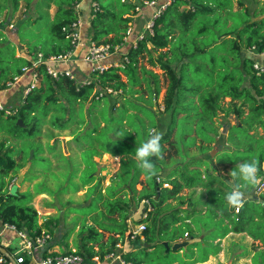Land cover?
<instances>
[{
  "label": "trees",
  "instance_id": "trees-1",
  "mask_svg": "<svg viewBox=\"0 0 264 264\" xmlns=\"http://www.w3.org/2000/svg\"><path fill=\"white\" fill-rule=\"evenodd\" d=\"M25 1L31 3V8L17 18L9 31L17 35L20 45H27L26 53L42 52L47 57L69 50L71 45L62 28L78 19L77 5L81 0ZM93 1L97 2L98 8H91L90 40L112 46L120 44L143 0ZM257 2L259 5L252 9L238 0L240 5L234 9L232 0H175L155 17L152 34H146L137 41L136 47L121 54L122 59L127 57L123 65L109 66L102 73L92 71L91 75L96 79L86 80L78 86L75 80L66 76L53 79L40 64L36 68L40 73L39 86L23 97V101L15 106V113L7 114L0 109V113L13 122L6 128V133L13 137L24 132L41 134L40 128L46 121L64 129L66 123L71 122L68 113L75 108V103L82 105L90 98L95 99L92 92L97 84L121 90L126 98L128 93L140 92L132 87L140 85L137 72L142 74L146 88L140 98L145 105L126 100L141 114L128 113L127 107L122 105L117 115H109L102 107L93 113L90 119L93 126L85 135L72 134L81 151L85 145L77 144L78 138L89 134L96 136V141L86 146L87 152L80 155L86 173L80 176V185L71 189L77 192L84 188L86 198L96 204L90 211L88 208L86 212L82 211L84 216L90 217L91 223L84 220L75 238V251L84 260L91 262L94 256L102 259L115 252L118 243L127 239L136 243V247L127 251L120 249L118 253L131 264H194L207 260L209 254L220 249L218 242H214L217 238L228 232H246L262 245L253 250V264H264V189L256 198L244 196L237 204H230L227 200L236 184L245 194L251 195L260 189L255 186L257 179L261 178L259 184L264 186V71L254 67L255 62L264 63V7ZM8 4L14 12L18 10L20 0H2L0 14L6 11ZM40 4L47 13L51 4L55 6L50 20L52 40L46 49L36 42L35 34L21 31L42 17ZM180 4L185 7L180 9ZM145 7L152 10L146 22L152 17L154 7ZM238 11L239 16L235 14ZM11 23L7 14L0 20V89L5 87V79L14 80L22 74V67L31 63L26 56H16V44L3 32V27ZM30 41L35 44L31 45ZM244 50H251L257 56L247 55ZM140 58H146L151 66H159L166 77L162 111L168 113L170 122L165 130L157 133V118L151 106L159 92V76L139 65ZM119 71L127 76V81L122 79ZM59 91L76 102H68L69 107L65 106L59 102ZM144 94L147 98L142 96ZM52 113L56 115L52 117ZM59 113L65 118L64 122H61ZM179 113L184 116L176 125L178 136L174 138L172 131ZM219 114L224 117L234 114L238 121L221 122ZM18 118L22 119L23 126L16 123ZM222 131L226 132L223 143L227 146L219 151L222 155L216 156L219 163L232 168L228 176L233 178L232 185L227 183L226 177L213 173L212 156L207 153L213 143L224 145L217 142ZM152 133L160 135L162 152L151 157L157 171L149 176L139 167L135 153ZM18 153L8 140L0 141V220L35 239L52 233L53 223L49 219L38 223V213L30 203L32 193L20 192L15 187L8 189L9 182L24 167L22 159L13 158ZM102 153L120 156L119 167L107 185L103 183L105 176L93 175L96 165L93 157ZM59 158L65 159V156L59 154ZM253 161L258 171L255 182L247 183L237 173L241 164ZM138 184L140 188H137ZM196 187L202 190L194 196ZM41 192L36 190L35 193ZM135 199L138 203L146 200L150 205L146 216L132 218L129 210ZM128 220L135 225L144 224L142 240L139 236L130 238ZM203 231L207 233L202 234ZM105 232L108 233L106 238ZM185 234L190 241L185 247L165 251L163 241L172 245ZM48 254L44 248L43 256ZM7 263L5 260L0 264Z\"/></svg>",
  "mask_w": 264,
  "mask_h": 264
},
{
  "label": "rangeland",
  "instance_id": "rangeland-1",
  "mask_svg": "<svg viewBox=\"0 0 264 264\" xmlns=\"http://www.w3.org/2000/svg\"><path fill=\"white\" fill-rule=\"evenodd\" d=\"M110 1V0H105ZM117 0H115L116 3ZM244 1V5L249 6L250 8H256L259 3L257 1H260V4L264 7V0H242ZM2 3V0H0ZM42 2H45V0H42ZM233 8L236 9L240 4L238 3V0H232ZM39 11L42 14V17H39L36 19V21L31 22L28 27L22 28L21 31L29 32L30 35L36 36V42L38 44H41L43 48L49 47V43L52 40L51 32H50V20L51 17L54 16L55 12V6L50 5V8L48 10L49 13H47L46 8L43 4H40ZM185 7L184 5H179V8ZM31 8V3H27L25 0H20V6L18 10L12 12V7L10 4H8V8L5 12H2L0 14V19L4 17L5 14H7V18L10 19V22H13L12 24L15 25L17 22V18L21 16L23 13L28 12ZM145 4L144 2L139 4L138 8V16L136 20H139L140 14H142L145 10ZM239 16L240 11L235 13ZM147 21L144 24V27L139 32L144 31L145 25ZM9 27V26H8ZM5 30L6 27H3ZM138 32V33H139ZM137 33V34H138ZM90 35L88 34L87 37ZM7 37H9V32L7 34ZM1 44V42H0ZM30 44H35L34 41H30ZM17 54L21 52L22 49L27 50V45H19L17 43ZM1 46V45H0ZM124 45H122L118 52L114 53L113 55H116L115 60L121 61L123 54V51H125L126 48H123ZM22 47V48H21ZM122 50V51H121ZM33 52V51H32ZM30 52V53H32ZM26 53V52H25ZM157 52H154L156 54ZM245 54H248L247 50H244ZM26 57L29 56L28 54L25 55ZM32 56V55H31ZM139 65L145 66L146 68L155 71L156 74L159 76V92L156 98L153 100V102H156L154 105V113L157 118V127L156 133L158 130H165L167 125L169 124V115L167 112L162 111L163 110V104L162 99L166 87V77L165 73L159 66H151L147 63L146 58H140L139 59ZM74 68L78 71H82L79 68V65H74ZM26 75V74H25ZM24 75V76H25ZM27 77V76H26ZM25 78V77H23ZM91 76L89 77V79ZM95 78V77H94ZM126 75L122 74V79L126 80ZM15 80L6 79L4 81L5 87L11 88L15 85L13 84ZM30 81V78L27 79L24 83H21L17 85V89H19L21 92H18V90H15L13 94L8 96V99L5 101H2V105L5 109H12L14 108V101L18 100L19 102L23 101V89L26 86L25 83ZM40 83V80H39ZM39 83L37 86H39ZM141 85H139V88L137 86H133L132 88L134 90L144 91L145 89L142 87V81L140 82ZM13 88L7 90L3 93V96L7 93H11ZM98 89V87H97ZM126 95V94H125ZM2 96V93L0 94V97ZM58 96L60 97L59 102H63L65 106L69 107V103L76 102L74 99H72L69 95H67L63 91H59ZM137 94L134 93L133 95L131 93H128L126 98H124V92L122 91H113L111 93L105 94V97L102 99H88L87 101H84V103L81 105L80 103H75V108L71 109L72 112L68 113L71 115V122L66 123L67 127L64 129H59L55 125L51 124L50 122L46 121L41 126V134H35V135H28L27 133H22L18 137L10 136L9 133H6V128L11 127L12 121L7 120L3 114L0 113V141L1 140H8V143L15 147V151L19 152L13 158L17 160H23L24 167L19 170H24L23 178L20 182V184L16 183L17 177L15 178V184L12 188H18L20 192L24 193H32L31 201L30 203L35 207L37 213H38V219H44L45 217L48 218L51 223H53L52 232L55 231H65L68 233V237H73V242L77 236V233L79 229L82 226L83 220L86 221V223H90V217L85 218L84 215L78 214L77 212H82L85 210L90 211L91 208H95L96 204L90 198H86L84 188L82 190H79L77 192H72L71 189L76 188L78 185H80V176L85 175L86 169L82 167L81 163L82 161H78L80 159V155L87 152L86 146L96 141L95 134L94 135H87L84 137V135L90 130L93 126V123L91 122V117L93 113H96L100 108L105 107L107 114H118V107L123 104V102H126L127 99H132L133 101L136 100V102H140L137 100L138 97ZM228 99V98H226ZM67 102H66V101ZM69 102V103H68ZM158 102V103H157ZM117 104H120L117 106ZM81 105V107H80ZM153 106V105H152ZM158 106V107H157ZM80 107V108H79ZM81 109V112L79 111ZM67 114V115H68ZM56 115V113H52L51 116ZM61 116V122H64L65 118L62 117L61 113H59ZM52 116V117H53ZM184 114L179 113L176 116L175 120V126L173 128V137L177 138L178 136V127L176 128V125L178 126L179 122L183 118ZM221 122H225L226 120H229L230 122H236L238 119L234 114H231L229 116H225L222 114H219L218 118ZM82 120V122H81ZM103 125V123H100ZM220 129L224 130L223 127ZM153 129L151 130V132ZM223 133L219 135V138L217 137L218 143H223V139L226 138V132L222 131ZM79 134L83 136L78 138L77 144L85 145V149L81 151L80 148L77 147L75 142L73 141L72 134ZM156 133H152L155 135ZM152 135V136H153ZM111 137H114L112 133H110ZM223 146H216L217 143L212 144V148L207 152L210 156L211 166L215 168L216 173L218 172L219 175L224 176L230 174L232 171L231 168H228L227 165H224L223 163L218 162L217 154L222 155V152L219 153L222 148H225L227 146L226 143H223ZM55 149L56 153L54 152L51 154L50 149ZM32 151V154H31ZM81 151V152H80ZM162 152V149L160 151V154ZM193 152V150H191ZM57 154V155H56ZM59 154L62 156H65V159H60ZM206 155V154H204ZM74 156V157H72ZM216 156V157H215ZM70 158V159H69ZM119 158L120 156H112L109 153H102L100 156H94L93 160L95 162V170L93 175L94 176H105V180L103 183L105 185L109 184L110 182V176L113 172H115L119 167ZM60 162H59V160ZM58 161V162H57ZM81 165V166H80ZM98 169V171H96ZM96 171V172H95ZM19 174V173H18ZM71 177V178H70ZM141 178L143 179L144 176L141 175ZM230 179V178H229ZM233 181V178L230 179ZM260 178L256 180L255 186H257L258 189L255 191L256 194L260 193V190L264 189V186H261L259 184ZM10 181L9 183H11ZM13 184V182H12ZM10 184H8L9 189ZM138 188H140V185H138ZM66 191H63L65 190ZM36 190L42 191L41 193H35ZM185 192V190H183ZM188 192V191H186ZM91 204V206H90ZM141 203H138L135 199L134 202L131 203L130 207V214L137 215V212H139V209L141 207ZM50 217V218H49ZM89 219V220H88ZM187 240V236H184ZM18 239H14V243H18ZM218 242L219 250L215 254H209L207 260L195 264H251V259L249 258L252 254V249L254 248V244L252 240L244 235V234H235V233H228L225 237L220 239ZM173 250V249H172Z\"/></svg>",
  "mask_w": 264,
  "mask_h": 264
},
{
  "label": "built area",
  "instance_id": "built-area-1",
  "mask_svg": "<svg viewBox=\"0 0 264 264\" xmlns=\"http://www.w3.org/2000/svg\"><path fill=\"white\" fill-rule=\"evenodd\" d=\"M175 0H143L144 4L147 6L154 7V13L152 17L147 21L145 25V29L142 32L136 34V37L133 41L134 45H137V41L143 38L146 34H152V25L155 17H157L169 4H171ZM179 1H187V0H179ZM92 8L97 9L98 4L96 1L92 2ZM138 9V8H137ZM64 32H66V36L69 39V43L71 45L70 49L66 52L58 55H50L45 57L42 52H36L32 55L30 64H27L22 67V74L15 77L14 80L21 78L23 75H29L30 81L26 84L23 89V97L26 96L33 88H35L40 80V73L36 69L40 64L44 65L45 71L49 76L53 79H58L61 76H66L72 80L76 81V74L73 71V68L70 66V63L74 61L76 58L75 55L78 54V50L82 49L83 52L80 58L91 64V71L102 73L109 66L112 65H123V62L127 61V57L124 56L122 61H114L109 60L110 56L114 53L118 52L122 45H126L127 42L130 41V35L133 32L132 25H129L126 31L123 33L122 41L120 44L112 46L109 43L104 42H96V41H83L81 37V22L80 18L76 21L69 23L68 25L62 28ZM254 67L259 71H264V63H254ZM85 82V81H83ZM80 83H77L80 86ZM98 87V89H97ZM94 89V95L96 99L102 98L107 93H111L115 91L109 86L100 87L99 85ZM0 109H3L5 113L12 114L15 113L16 108L5 109L3 105L0 103ZM158 180V179H157ZM15 179L12 180L14 182ZM166 186L167 183H164ZM143 204H146V208H150V205L146 200L142 201ZM143 217L146 216V209L143 211ZM5 229H12L17 232L18 236L22 239L25 255H19L16 257V262L19 264H92L89 261L83 259V257L78 254L75 250H72L68 253H54L42 256L38 260H32V249L33 247H39L43 245L46 239L49 237L48 234H43L42 236H38L35 239L30 238L26 232L16 230L14 225L3 224L0 229V235L2 231ZM144 229V224H138L136 228H131L130 238L134 239L136 236H139L142 239L141 232ZM184 236H187L185 234ZM118 247L120 245L118 244ZM117 249L115 252H111L108 254V257L112 258L115 264H131L130 261H127L122 255L118 253ZM5 261V257L0 255V263ZM31 262V263H30Z\"/></svg>",
  "mask_w": 264,
  "mask_h": 264
},
{
  "label": "crops",
  "instance_id": "crops-1",
  "mask_svg": "<svg viewBox=\"0 0 264 264\" xmlns=\"http://www.w3.org/2000/svg\"><path fill=\"white\" fill-rule=\"evenodd\" d=\"M92 2H93V0H81V2L77 5V12H78V15H79V18H80V22H81V37H82V40L83 41H89L90 40V36L89 37H87V35L89 34V35H91L90 34V29H89V19H90V17H91V8H92ZM185 6V5H184ZM184 8V7H183ZM144 12L142 13V14H140V17H141V19L139 18V20H136V18H137V16H138V12L133 16V19H132V27H133V31L134 32H132V34L130 35V41L129 42H127V44L126 45H124L123 46V48H126L125 49V51H123V53H126V51L127 50H129L131 47H136L135 45H134V43H133V41H134V39H135V37H136V34L140 31V30H142L143 29V27H144V24H145V19L149 16V14L151 13V9L150 8H148V7H145L144 8ZM2 19V18H1ZM0 19V20H1ZM9 26V27H8ZM7 27H6V29L5 30H3V32H5L6 33V36H7V34H8V32H9V37H7L8 38V40H10L11 42H13L14 44H16V56H25L27 53H25V52H27V50H24V49H22L21 50V52L19 53V54H17V43H18V38H17V35L16 34H14V33H12V32H10L9 30H10V28L12 27V23L10 24V25H8ZM19 44V43H18ZM20 45V44H19ZM148 46H150V44L148 43ZM22 48V47H21ZM122 51V50H121ZM248 51V54L247 55H252V54H254L255 56H257L256 55V53L254 52H252L251 50H247ZM78 54H76L75 55V59H74V61H72L71 63H70V66L73 68V71H74V73L76 74V83H79V82H81L80 83V85L83 83V81H86V80H94V79H96V78H94L92 75H91V73H92V71H91V64L90 63H88V62H85V61H83L81 58H80V56H81V54H82V52H83V50L82 49H79L78 51ZM29 55V54H28ZM32 56L31 55H29V56H27V58H31ZM115 58H116V55H111L110 56V59L109 60H114V61H116L115 60ZM261 59V61H263L262 60V58H260ZM79 65V68L82 70L81 72L80 71H78V70H76L75 68H74V65ZM139 64V63H138ZM155 72V71H154ZM119 73L121 74V77H122V74H124L122 71H119ZM137 74L139 75V77H140V82L142 81V87L145 89L146 88V82L145 81H143V79H142V74L140 73V72H137ZM27 76V77H26ZM91 76V78L89 79V77ZM144 76V75H143ZM146 76H148V75H146ZM23 77H25V78H23ZM127 77V76H126ZM30 77H29V75H23L21 78H19V79H17V80H15L14 81V87H11V88H13L11 91V93L9 94H5L4 96H3V93L4 92H6L7 90H9V89H11V88H8V89H6L7 87H4V88H2V89H0V94L2 93V96L0 97V103H2V101H5V100H7L8 99V96H10L11 94H13V92L15 91V90H18V92H21L19 89H17L18 87H17V85H19V84H21V83H24L27 79H29ZM9 79V78H8ZM6 80V79H5ZM4 80V81H5ZM124 80V79H123ZM124 81H127V78H126V80H124ZM29 82V81H28ZM28 82H26L25 83V85L28 83ZM17 84V85H16ZM141 85V84H140ZM150 85H154V82L153 81H151L150 82ZM79 86V85H78ZM98 86V84L95 86V88ZM137 86V85H136ZM94 88V89H95ZM137 88H139V85L137 86ZM116 91V90H115ZM119 91H121V90H119ZM94 93V91L92 92V94ZM137 94V93H136ZM141 94H142V91H140V92H138V97H137V100L138 101H140V102H135V103H138L139 105H145V103L146 102H144L140 97H141ZM144 98H147V95L146 94H144V95H142ZM91 97V96H90ZM105 96H103L102 98H104ZM102 98H100V99H102ZM92 100V99H91ZM154 100V99H153ZM66 101V100H65ZM134 101H136V100H134ZM67 102V101H66ZM18 103H19V101L18 100H15L14 101V106H17L18 105ZM158 103V102H157ZM156 103L154 102V104H153V106H151V110H153V108H154V105H155ZM118 105H120V104H117V106ZM122 105H124V106H126L127 107V109H128V113H139V112H137V110L136 109H133L129 104H127L126 102H123V104H121L119 107H121ZM118 107V108H119ZM158 107V106H157ZM15 108V107H14ZM117 108V109H118ZM139 114H141V113H139ZM51 115V114H50ZM49 115V116H50ZM110 115V114H109ZM71 138H73V135H72V137ZM50 153L51 154H53L54 152L56 153V151H55V149L54 148H52L51 147V149H50ZM57 155V154H56ZM72 157H74V156H72ZM59 160V159H58ZM78 161H80V159H78ZM58 162V161H57ZM59 162H60V160H59ZM81 165H82V167L83 168H85V165H84V163L82 164L81 163ZM80 165V166H81ZM224 165H227V164H225L224 163ZM228 166V165H227ZM204 167H201V169H203ZM228 168H230L229 166H228ZM232 169V168H231ZM97 171H98V169H97ZM94 173V172H93ZM213 173L214 174H216L218 177H226V180H228L229 182H230V185H232L233 183V181H231L230 179V177H227L226 175H224V176H221V175H219V173L217 172L216 173V170H214L213 171ZM229 176V175H228ZM16 178V177H15ZM15 178H13V179H15ZM141 178V177H140ZM230 178V179H229ZM12 179V180H13ZM261 179V178H260ZM15 182V181H14ZM13 182V184H12V182L11 183H9L10 184V186H9V189H11V187H13L14 186V183ZM139 185V184H138ZM138 185H137V188H138ZM140 187H141V185H140ZM82 190V189H81ZM185 190V192L186 191H188V189H184ZM201 190H202V188L201 187H196V189H195V195L194 196H197V195H199L200 194V192H201ZM84 192H85V189H84ZM258 194H254V195H251V194H245L244 196L245 197H252V198H256V196H257ZM156 197H158V195L156 196ZM142 205H141V207H140V209H139V212H137V215L135 216V215H132V218H137V217H139V216H141V217H143V211L146 209H148V208H146V206H144V208H143V202H140ZM150 209V208H149ZM78 214H82V212H77ZM83 215V214H82ZM87 217H89V216H85V218H87ZM50 218V217H49ZM48 218H44V219H38V223H41V222H43V221H45V220H47ZM89 220V219H88ZM84 221V220H83ZM128 222H129V225H130V228H136V226L137 225H135V224H133L130 220H128ZM91 223V222H90ZM52 226V225H51ZM0 229H1V227H0ZM207 233V231H203L202 232V234H206ZM228 233H234V232H228ZM227 233V234H228ZM46 234H48L49 235V237L46 239L47 241H45V244L44 245H41V246H39V247H33V249H32V260H38L39 258H41L42 256H43V249L44 248H46L47 249V253H51V254H54V253H64V252H66V251H68L69 249H71V250H75V240H74V242H73V237L71 236V237H68V233L67 232H65V231H53L52 233H46ZM226 234V235H227ZM235 234H244V235H246V236H248L251 240H252V242L253 243H256V244H254V248L252 249V254H251V256L249 257L250 259H251V264H253V261H252V256H253V254H254V249H258V248H261L262 247V245H261V242L259 241V240H254V239H252L246 232H241V233H235ZM225 235V236H226ZM108 236V233L107 232H105L104 233V237L106 238ZM224 236V237H225ZM116 237L118 238L119 236L118 235H116ZM18 239L19 241H18V243L16 244V243H14V239ZM200 238V237H199ZM223 238V237H222ZM222 238H217L216 240H214V242L215 241H220V239H222ZM142 239H143V237H142ZM141 239V240H142ZM183 239H185V237H183V238H180V239H178V241H182ZM176 242V241H175ZM174 243V242H173ZM119 245H120V247H118L117 249H121V250H123V251H127L128 249H131V248H133V247H136V243H134V242H132V241H129V240H127V239H125L124 241H122L121 243H118ZM145 246H147V245H145ZM116 249V250H117ZM115 250V251H116ZM118 250V251H119ZM0 252L2 253V256H4L5 257V260H7L8 261V263L7 264H19V263H17L16 262V257L17 256H19V255H25V249H24V245H23V241H22V239L18 236V234H17V232L16 231H14V230H12V229H5V230H3L2 231V234L0 235ZM31 263V262H30ZM91 263L92 264H115V262H114V260L112 259V258H110V257H108V254L107 255H105L102 259H100V258H98V256H94L93 258H92V261H91ZM195 263H199V262H195ZM194 263V264H195ZM32 264V263H31Z\"/></svg>",
  "mask_w": 264,
  "mask_h": 264
},
{
  "label": "clouds",
  "instance_id": "clouds-1",
  "mask_svg": "<svg viewBox=\"0 0 264 264\" xmlns=\"http://www.w3.org/2000/svg\"><path fill=\"white\" fill-rule=\"evenodd\" d=\"M160 151L161 145L159 134L151 136L148 140L142 143L138 149H136L135 154L139 161V167L149 176L155 175L157 171L151 157L158 156ZM257 171L258 168L255 161L245 162L240 165L237 175L242 177V179L247 183H254ZM244 195L245 193L241 190V186L236 184L233 186V191L227 195V200L230 204H237L242 202Z\"/></svg>",
  "mask_w": 264,
  "mask_h": 264
},
{
  "label": "water",
  "instance_id": "water-1",
  "mask_svg": "<svg viewBox=\"0 0 264 264\" xmlns=\"http://www.w3.org/2000/svg\"><path fill=\"white\" fill-rule=\"evenodd\" d=\"M16 123L19 125V126H23V121L21 118H18ZM31 154H32V151H31ZM97 171V170H96ZM95 171V172H96ZM23 175H24V170H21L18 174V177H17V180H16V183L17 184H20L22 178H23ZM227 183L230 184V182L228 180H226ZM0 226L2 227L3 226V223L2 221L0 220ZM190 241L189 240H182V241H176L174 242L172 245H169L167 241H163V245L165 246V251H168L169 248L175 250V249H180L181 247H185ZM145 245H148V244H145Z\"/></svg>",
  "mask_w": 264,
  "mask_h": 264
}]
</instances>
